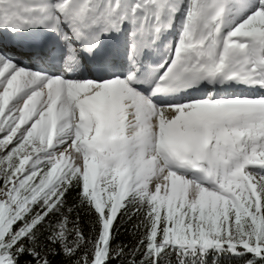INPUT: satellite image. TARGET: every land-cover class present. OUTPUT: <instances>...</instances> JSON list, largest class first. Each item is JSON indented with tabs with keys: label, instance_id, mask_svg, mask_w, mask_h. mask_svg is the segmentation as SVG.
<instances>
[{
	"label": "snow or ice",
	"instance_id": "obj_1",
	"mask_svg": "<svg viewBox=\"0 0 264 264\" xmlns=\"http://www.w3.org/2000/svg\"><path fill=\"white\" fill-rule=\"evenodd\" d=\"M0 264H264V0H0Z\"/></svg>",
	"mask_w": 264,
	"mask_h": 264
}]
</instances>
